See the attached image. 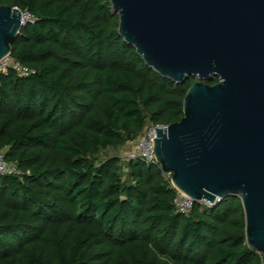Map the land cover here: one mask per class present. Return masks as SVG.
<instances>
[{
    "label": "trees",
    "instance_id": "trees-1",
    "mask_svg": "<svg viewBox=\"0 0 264 264\" xmlns=\"http://www.w3.org/2000/svg\"><path fill=\"white\" fill-rule=\"evenodd\" d=\"M29 11L0 71V264H262L240 198L190 214L158 165L118 152L184 118L195 78L160 76L118 33L110 0H0ZM219 79L208 82L215 85Z\"/></svg>",
    "mask_w": 264,
    "mask_h": 264
},
{
    "label": "water",
    "instance_id": "water-1",
    "mask_svg": "<svg viewBox=\"0 0 264 264\" xmlns=\"http://www.w3.org/2000/svg\"><path fill=\"white\" fill-rule=\"evenodd\" d=\"M110 3L119 35L148 67L176 84L196 79L184 118L156 128L158 165L196 202L240 198L247 244L264 255V0ZM22 13L0 3V62Z\"/></svg>",
    "mask_w": 264,
    "mask_h": 264
},
{
    "label": "built area",
    "instance_id": "built-area-1",
    "mask_svg": "<svg viewBox=\"0 0 264 264\" xmlns=\"http://www.w3.org/2000/svg\"><path fill=\"white\" fill-rule=\"evenodd\" d=\"M23 12V11H22ZM36 21V18L29 12L24 11L22 13V23L26 25L27 23H33ZM9 69H13L18 75L22 77H28L34 72L22 65L21 63L15 61L11 55L7 56L0 62V71L7 73ZM168 128V126H155L153 124L148 125L142 135L137 139L136 146L134 149L124 153L121 156V159L124 164H128L132 161H142L147 166L158 165L157 157L155 154V145L154 139H156V128ZM134 143V142H132ZM159 166V165H158ZM161 168V167H160ZM22 172L20 171L18 164L12 161H8L3 153H0V176L15 175L19 176ZM164 177L171 182L173 188L177 191L175 204L179 212L184 214H190L196 203L200 204L203 209L212 207V204L206 201L196 202L191 197L187 196L183 192L179 191L172 184V173H167L163 171ZM260 255L262 264H264V255Z\"/></svg>",
    "mask_w": 264,
    "mask_h": 264
},
{
    "label": "crops",
    "instance_id": "crops-1",
    "mask_svg": "<svg viewBox=\"0 0 264 264\" xmlns=\"http://www.w3.org/2000/svg\"><path fill=\"white\" fill-rule=\"evenodd\" d=\"M136 146V142L134 143H127L125 146H124V153L134 149Z\"/></svg>",
    "mask_w": 264,
    "mask_h": 264
},
{
    "label": "rangeland",
    "instance_id": "rangeland-1",
    "mask_svg": "<svg viewBox=\"0 0 264 264\" xmlns=\"http://www.w3.org/2000/svg\"><path fill=\"white\" fill-rule=\"evenodd\" d=\"M128 143H132V142H128ZM113 154H118L121 157L124 154V147L119 148L118 152L115 151L109 152V155H113Z\"/></svg>",
    "mask_w": 264,
    "mask_h": 264
}]
</instances>
